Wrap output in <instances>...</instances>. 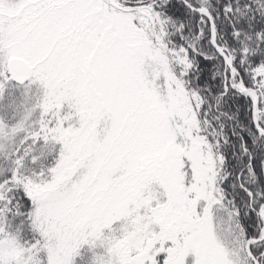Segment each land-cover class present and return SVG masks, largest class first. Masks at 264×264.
Wrapping results in <instances>:
<instances>
[{
	"label": "snow or ice",
	"instance_id": "6c2138e0",
	"mask_svg": "<svg viewBox=\"0 0 264 264\" xmlns=\"http://www.w3.org/2000/svg\"><path fill=\"white\" fill-rule=\"evenodd\" d=\"M0 264H264V0H0Z\"/></svg>",
	"mask_w": 264,
	"mask_h": 264
}]
</instances>
